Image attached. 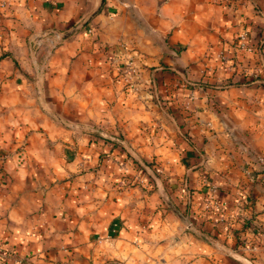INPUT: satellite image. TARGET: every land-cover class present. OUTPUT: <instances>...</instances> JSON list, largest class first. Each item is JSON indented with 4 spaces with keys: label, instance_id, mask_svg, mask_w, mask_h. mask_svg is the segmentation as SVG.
Listing matches in <instances>:
<instances>
[{
    "label": "crops",
    "instance_id": "0c3cea01",
    "mask_svg": "<svg viewBox=\"0 0 264 264\" xmlns=\"http://www.w3.org/2000/svg\"><path fill=\"white\" fill-rule=\"evenodd\" d=\"M3 1L0 65L33 80L8 93L29 94L40 116L14 139L24 150L0 156V254L28 256L21 264H264V0ZM43 33L60 42L30 56L28 40ZM225 77L240 84L221 87ZM97 134L161 161L192 227L144 175L100 161ZM210 182L218 208L205 204ZM250 214L258 228L235 235Z\"/></svg>",
    "mask_w": 264,
    "mask_h": 264
},
{
    "label": "rangeland",
    "instance_id": "374dc122",
    "mask_svg": "<svg viewBox=\"0 0 264 264\" xmlns=\"http://www.w3.org/2000/svg\"><path fill=\"white\" fill-rule=\"evenodd\" d=\"M4 5V1L0 0V7ZM58 34V33H57ZM46 35L47 37L51 36L50 34L43 33L40 36H34L33 38H30L28 40V48H29V53L30 56L33 55H38L39 53L46 56H49L51 52L55 49V46L58 45L60 42L59 40H55V34L52 35V38L54 39L53 43H50L48 40H46ZM34 41V45H33ZM39 43H35V42ZM46 43V44H44ZM0 56H4L3 52L0 51ZM9 60V59H8ZM1 61V60H0ZM0 156L5 154V156L13 155L14 153L16 154L19 151L24 150V145H25V139H22L21 146L17 145V141H14V139L18 138V134L20 131V135L22 138L28 137L30 134H32V130L30 129V123L33 122L38 116H40L39 112H34L30 111L28 108V105L26 102H28V95L21 94H9L8 91L14 88H19L18 86L21 85H27L28 86V81H33L30 77V79L26 78H19L16 76L18 71L20 70L19 66L14 63L13 61H8L6 64L0 65ZM16 76V77H15ZM7 90V91H6ZM117 137V136H115ZM101 139L107 147L102 151V156H100V161L101 158L107 159L110 163H113L115 166L118 165L119 167L122 168L123 174L129 173L130 167H132L133 170L138 171L140 175H144L147 179V182L149 184L155 185V188L157 187L156 185V179L153 176V174L159 178H162V182L164 184V187L159 184L160 188L163 189V192L165 193V196L176 206L175 204V198L171 197V194L168 191L169 189L166 187L170 186H176L174 181H169L168 180V174L165 175L168 177H161L162 171L159 170V168H162L161 161H157L156 159H146L142 157H138L147 165L148 169L153 173L151 174L148 172V170H145L143 167L139 165L137 160L133 157V155L130 153L128 150V147L125 145L124 142H119L115 138L111 137L110 135H96V139ZM121 140V139H119ZM96 141V140H95ZM112 143H116L117 145H113ZM104 147V146H103ZM121 150V152L125 153L122 163H119L118 160L115 158H110L113 157L111 156V152L114 150ZM8 159V158H5ZM127 162V164H125ZM4 164V162H3ZM7 168L9 167L8 164L5 165ZM3 165L0 167V170L2 171ZM110 167H106L108 169ZM164 169V168H163ZM4 170V168H3ZM163 174V173H162ZM126 175H122V178L125 177ZM136 177V175L134 176ZM0 179L4 180L5 182L1 184L0 182V191H4L5 188H7L8 184V178L6 176L0 175ZM134 180V178L132 179ZM112 178V182H113ZM137 181L141 183L142 181L140 180V176H138ZM141 181V182H140ZM160 182V179H159ZM166 187V188H165ZM172 189H175L174 187ZM1 192H0V197H1ZM2 198H0L1 200ZM165 203V202H164ZM166 207L167 204L165 203ZM169 209V207H168ZM186 214V212L184 213ZM0 216H2L0 214ZM7 241H3V244L6 243ZM14 251L7 252L6 255L0 254V264H21L25 262H29L28 256L26 255H17L16 253H13ZM8 257V258H7Z\"/></svg>",
    "mask_w": 264,
    "mask_h": 264
},
{
    "label": "built area",
    "instance_id": "2783aa9c",
    "mask_svg": "<svg viewBox=\"0 0 264 264\" xmlns=\"http://www.w3.org/2000/svg\"><path fill=\"white\" fill-rule=\"evenodd\" d=\"M46 36V35H44ZM55 40H59L61 38V36L59 34H55ZM46 40H48L50 43H53L54 42V39L53 38H48L47 36L45 37ZM36 44L39 43L38 41L35 42ZM238 44H239V47L241 49H246L247 48V45H246V33L244 32H241L238 36ZM33 45H34V41H33ZM127 61L125 62V69H126V74H128V79H134L135 76L137 75V68H136V64L131 60V58L127 57ZM217 191H218V187H217V184L213 183V182H210L208 184V194H207V197H206V200H205V204L206 206H213V204H215L214 206L215 207H219V204L217 203V200H216V194H217Z\"/></svg>",
    "mask_w": 264,
    "mask_h": 264
},
{
    "label": "water",
    "instance_id": "95a60500",
    "mask_svg": "<svg viewBox=\"0 0 264 264\" xmlns=\"http://www.w3.org/2000/svg\"><path fill=\"white\" fill-rule=\"evenodd\" d=\"M71 32H68L66 34H64L63 37H67ZM117 141L121 142V140L116 139ZM128 150L130 151V153L133 155V157L137 160V162L139 163V165L141 167H143L145 170H148V172H150L151 174H153L147 167V165L137 156L135 155L129 148ZM153 176L156 179V185H157V189H158V193L160 194V196L162 197V199L164 200V202L167 204V206L169 207V209L183 222V224L189 228L192 227V223L189 219V213L183 214L166 196L165 193L163 192V189L160 188L159 184V179L158 177H156L154 174ZM204 239H206L207 241L210 242V240L208 239V237H206L203 233H199Z\"/></svg>",
    "mask_w": 264,
    "mask_h": 264
},
{
    "label": "trees",
    "instance_id": "16d2710c",
    "mask_svg": "<svg viewBox=\"0 0 264 264\" xmlns=\"http://www.w3.org/2000/svg\"><path fill=\"white\" fill-rule=\"evenodd\" d=\"M4 56H0V60L3 58ZM225 79L226 80H229V82H227V83H225V82H222V83H219L218 85H221V87H227V86H230V85H239L240 84V81L239 80H236V81H233L232 79H231V77H225ZM246 82H248V81H244L243 83H246ZM114 146L115 145H117L116 143H112ZM258 173L259 172H255V176H257L258 175ZM154 189H155V185H154ZM189 208H188V206L186 205V209H185V211H187ZM254 219H255V214H250V216H246L245 218H244V221H243V223H242V226H241V228L239 229V230H233V233L235 234V235H237L238 236V232H246V231H249V229H252V228H258V225H257V223H255V221H254ZM246 237L245 238H243V239H237L238 241H246ZM246 243V242H245ZM250 245V244H249Z\"/></svg>",
    "mask_w": 264,
    "mask_h": 264
}]
</instances>
